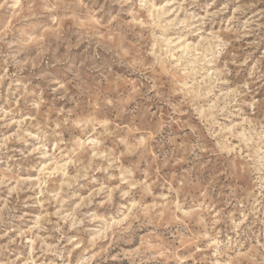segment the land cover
Returning <instances> with one entry per match:
<instances>
[{"label": "rangeland", "instance_id": "rangeland-1", "mask_svg": "<svg viewBox=\"0 0 264 264\" xmlns=\"http://www.w3.org/2000/svg\"><path fill=\"white\" fill-rule=\"evenodd\" d=\"M0 264H264V0H0Z\"/></svg>", "mask_w": 264, "mask_h": 264}]
</instances>
